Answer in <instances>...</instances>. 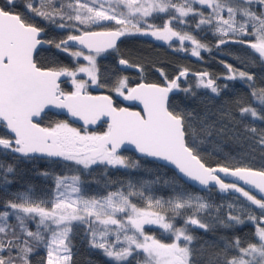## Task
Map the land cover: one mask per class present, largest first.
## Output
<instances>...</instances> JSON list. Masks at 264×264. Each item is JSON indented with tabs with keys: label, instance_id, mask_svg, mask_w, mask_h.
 <instances>
[{
	"label": "snow or ice",
	"instance_id": "obj_1",
	"mask_svg": "<svg viewBox=\"0 0 264 264\" xmlns=\"http://www.w3.org/2000/svg\"><path fill=\"white\" fill-rule=\"evenodd\" d=\"M17 3L4 0L0 6V130H4L0 156L62 161L72 174L39 171L37 176L51 180L50 189L37 195L28 185L3 201L0 264H32L31 257L41 249L45 255L38 264H71L73 236L81 230L88 247L99 250L111 264H199L197 255L204 264H264V164L257 169L233 164L235 158L229 157L213 166L200 147L213 135L231 132L234 141L251 140L264 153V128L252 126L254 121L264 122V85L257 86V74L248 70L264 71V0H23V12L15 10ZM160 14L166 17L162 25L149 22ZM37 17L45 26L33 22ZM48 26L66 30V37L43 39ZM194 32H211L218 51L230 43L250 50L246 58L226 53L243 68L221 61L227 69L222 78L240 81L250 92L248 104L236 101L242 131L222 121L218 128L207 114L197 116L173 105L170 98L176 92L195 96L197 89L219 96L229 88L227 82L221 86L208 72H200L194 74V87H183L181 78L189 75L188 69L172 78L157 69L163 83H148L143 66L124 58L118 44L122 37L136 35L165 42L175 39L180 43L177 50H190L192 56L202 58L201 51L213 48ZM44 45L57 50L47 65L34 55ZM110 52L116 54L119 66L136 68L141 81L133 86L127 76H117L110 84L102 83L97 57ZM59 53L71 56L75 66L60 64L55 59ZM80 58L87 63H80ZM62 78L70 82V91L61 87L66 82ZM260 79L264 81V74ZM90 86L107 87L125 101L139 102L143 109L117 107L110 95H91ZM50 109L63 110L82 121L83 127H73L67 120L42 126L40 121ZM224 116L233 119L231 112ZM101 118H107L106 130L90 132L88 126ZM129 145L140 157L163 162L160 168L174 166L179 175L126 182L107 178L109 169H140L139 158L121 154ZM101 166L102 185L95 177L87 179ZM15 172L14 163L0 160L2 190L8 191L14 183L9 177ZM181 178L209 193L216 188L231 199L215 204L209 197L185 191ZM92 183L104 194L89 195ZM112 185L118 187L108 190ZM156 185L170 187L172 194L167 199L155 195ZM178 221H182L179 226ZM249 223L255 231L246 238L222 235L218 249L215 242L195 248L198 229L234 231ZM146 225L158 226L168 234V241L148 234Z\"/></svg>",
	"mask_w": 264,
	"mask_h": 264
},
{
	"label": "trees",
	"instance_id": "obj_2",
	"mask_svg": "<svg viewBox=\"0 0 264 264\" xmlns=\"http://www.w3.org/2000/svg\"><path fill=\"white\" fill-rule=\"evenodd\" d=\"M4 0H0V6H2ZM16 11H25L23 0H18ZM34 23L40 24L42 27L45 26L46 22L40 21V18L37 17L33 21ZM149 22L162 25L164 22L163 14H160V18L152 19L149 18ZM96 28L94 30H98ZM204 43L212 46L213 50L211 52L201 51V57L197 58L189 55L186 51H179L172 48L169 45L163 44L159 41L152 39L149 36H129L122 37L119 44L120 53L124 58L128 59L133 64H139L143 66V79L148 83H163V77L160 75V72L157 69H162L169 78L175 77L178 75L179 71L182 69H188L189 75L186 78H181V85L183 87L189 86L191 84L195 86V73L208 72L212 78L216 79L217 84L223 86L226 82L229 84L227 90H223L221 95L215 96L206 89H197L195 96L186 97L183 92L171 93L170 98L173 105L178 106L181 109H186L189 111H194L197 116H204L207 114L209 122H215L217 127L221 126V121L224 124H227L230 129L241 130L243 129V124H238L239 121V112L236 104L237 100H240L242 104H248L251 101L249 89L244 86L240 81H225L222 77L227 74V69L224 67L221 61H224L229 64H233L237 68H243L236 59L231 55L226 53H234L246 58V52L250 50H241L239 45L228 44L226 46H221V49L218 51L215 49L216 37H214L211 32L200 33L194 32ZM66 30L55 29L52 26L46 28V33L43 38L45 40L55 39L59 41L61 38L66 37ZM57 50L52 47L39 49L35 57L37 61L41 64L47 65L50 61L53 60L54 55ZM55 59L62 65L69 67H74L75 63L71 56L67 53H59L55 56ZM97 64L100 69V76L102 83H109L114 80L117 76H127L130 83L133 85L141 81V73L133 71H116L117 66V56L115 53H105L97 58ZM250 72L257 74V86L264 85V81L260 79V76L264 74V71L259 67H251L248 69ZM61 87L65 91H70L71 86L69 83L65 82L61 84ZM92 92H104L112 95L114 97V104L117 107L122 105L121 98L115 96L114 92H110L109 88H99V89H89ZM132 108H135V105H131ZM231 112L233 119L229 121L228 118L224 116L225 113ZM249 119H251L249 117ZM58 120H67L61 115H55L51 112H47L43 116V119L40 121L42 126L58 121ZM70 123V122H69ZM247 123V121H245ZM71 126L80 128L77 125L70 123ZM257 128H264V122L254 121L253 125ZM107 128L106 124H101L90 132L102 133ZM0 135H4V130H0ZM231 132H226L223 135H213V137L202 144L201 155L204 159L211 165L215 166L218 163H223L227 158L234 157L232 161L233 164L239 163L241 165H249L254 168H260L264 164L262 160V153L260 147L256 145L251 140H242L241 142H236L232 138ZM122 155L130 158L131 160H140V169L139 170H126V169H109L107 172V178L112 180H122L127 181L129 178L132 179H154L157 175L161 176L163 179H172L176 176L174 171L164 167H158V163L154 161H149L145 158L136 157L133 153L130 152H121ZM0 160H3L5 163H14L16 172L14 176H10V179L14 180L10 186H8V191L2 190L0 187V205L3 201L11 198V193H14L18 190H23L28 185H32L36 194L40 195L43 191L50 189L52 187L51 180L45 181L43 178L36 175L37 172L42 170L53 171L58 174H64L67 172L69 175L72 174L64 167V162L60 161L57 163H50L46 159H36V160H25L19 159L14 161L11 155L9 156H0ZM95 177L100 181L102 185L105 180V175L103 174V166L95 168L92 176L87 177L91 180ZM179 184L182 185L183 189L194 194L201 196L209 197L211 201L215 204H220L230 200L231 197L226 193L219 192L218 189L213 188L209 193L208 191L200 192L193 187L183 183L181 180ZM118 185H112L108 190H115ZM156 191L155 195L163 196L167 199L172 194V189L162 187L161 185L155 186ZM104 194V189L92 183L88 185V194ZM238 195V194H236ZM136 201V198H132ZM139 202V201H136ZM182 221H178L179 224ZM30 227L35 230L34 225ZM145 231L150 235H155L157 238L168 241V234L164 233L156 225H146ZM255 231V226L252 224H245L237 229L233 230H224L217 229L215 233H204L202 230H197L196 235L198 237L195 242V248L199 250L201 247H208L211 243L215 242L217 249L222 247L220 242V236L226 235L231 237L233 235L240 236L242 239L248 237L251 233ZM83 231H78L73 236V259L71 264H111L110 261L104 257L99 250L90 249L88 247L86 239L83 238ZM213 249H209L212 251ZM45 253L41 249L39 254H34L32 259V264H38V261ZM196 259L199 261V264H204V260H201L199 255ZM134 264V262H133Z\"/></svg>",
	"mask_w": 264,
	"mask_h": 264
},
{
	"label": "water",
	"instance_id": "obj_3",
	"mask_svg": "<svg viewBox=\"0 0 264 264\" xmlns=\"http://www.w3.org/2000/svg\"><path fill=\"white\" fill-rule=\"evenodd\" d=\"M98 30H101V29H98ZM43 36H44V35H43ZM43 39H44V38H43ZM121 39H122V38H121ZM119 42H120V41H118V43H119ZM48 47H49L48 45H44V46H42V47H39L38 50H39V49L48 48ZM77 47H79V46H77ZM73 49H75V48H73ZM38 50H37V51H38ZM85 52H87L86 49H85ZM35 54H36V53H34V55H35ZM117 66H118V68H123L122 71H133V72H138V70H137L136 68H124L123 66H119L118 64H117ZM64 79H65V78H62V80H64ZM135 84H136V83H135ZM135 84H133V86H134ZM89 93H90L91 95H110V94H108V93H104V92H92V91H89ZM170 95H171V93H170ZM110 96H112V95H110ZM112 98H113V100H114V97H113V96H112ZM121 102H122V105H121L120 107H128L130 111H142V109H143V106L140 105L139 102H137V101H125V100H123V98H121ZM131 105H135V108H132ZM47 112H51V113H53V114H55V115H61V116L65 117V118L67 119L68 122H70V123H72V124H74V125H77V126H79L80 128L83 127V122H82V121H79V120L76 119V118H73V117L68 116L67 113L64 112L63 110H59V109H50V110H47ZM106 119H107V118H101V120L97 121L96 124H94V125H89V126H88V130H93V129L97 128V127H98L99 125H101V124H106V125H107V123L105 122ZM121 152H130V153H133L136 157H140V154L137 153V152L135 151V149H134L132 146H130V145H129V146H124V147L122 148ZM140 158H142V157H140ZM145 159H147V160H149V161H153L151 158H145ZM154 162H156V163H158V164L163 163V162H161V161H154ZM167 168H169V169H171L172 171H174V173H175L176 175H179V174L177 173V171L174 169V166L169 165V166H167ZM228 179H231V178H228ZM181 181H182L183 183H185V182H184V178H181ZM185 184H187V185L193 187L194 189H196V190H198V191H200V192L207 191V190H204L202 186H200V185H198V184H196L195 182H192V181H188V182H186ZM245 187L247 188L248 186H245ZM215 189H216V188H215ZM253 194H256V193H255V190H253Z\"/></svg>",
	"mask_w": 264,
	"mask_h": 264
},
{
	"label": "rangeland",
	"instance_id": "obj_4",
	"mask_svg": "<svg viewBox=\"0 0 264 264\" xmlns=\"http://www.w3.org/2000/svg\"><path fill=\"white\" fill-rule=\"evenodd\" d=\"M166 17H164V19H165ZM190 31H192V29H189ZM149 37H151V36H149ZM152 39H154V40H156L154 37H151ZM156 41H159V42H161V43H163V44H166V45H171V47L172 48H174V49H178L179 47H180V43H179V41L178 40H175V39H173L172 41H168V42H165V41H162V40H156ZM187 43V42H186ZM188 47H189V49L191 48V45L189 44L188 45ZM73 51H75L76 49H72ZM184 52V51H183ZM187 53L189 54V55H191V53H190V50L189 51H187ZM192 56V55H191ZM98 58V57H97ZM80 63H87L86 61H83V59L82 58H80ZM84 79H87L86 77H83ZM66 82H67V78H65L64 79ZM67 83H69V85L71 86V84H70V82H67ZM99 89V88H96L95 86H90L89 87V89ZM89 89H88V91H89ZM114 94H115V92H114ZM115 96H117L116 94H115ZM117 97H119V96H117ZM119 98H122V97H119ZM71 175V174H70Z\"/></svg>",
	"mask_w": 264,
	"mask_h": 264
},
{
	"label": "flooded vegetation",
	"instance_id": "obj_5",
	"mask_svg": "<svg viewBox=\"0 0 264 264\" xmlns=\"http://www.w3.org/2000/svg\"><path fill=\"white\" fill-rule=\"evenodd\" d=\"M102 55H104V54H102Z\"/></svg>",
	"mask_w": 264,
	"mask_h": 264
}]
</instances>
